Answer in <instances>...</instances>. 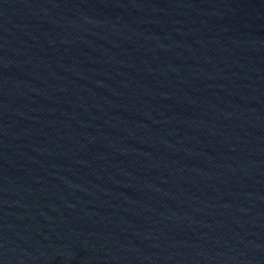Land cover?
I'll return each mask as SVG.
<instances>
[{
	"label": "water",
	"instance_id": "1",
	"mask_svg": "<svg viewBox=\"0 0 264 264\" xmlns=\"http://www.w3.org/2000/svg\"><path fill=\"white\" fill-rule=\"evenodd\" d=\"M0 264H264V0H0Z\"/></svg>",
	"mask_w": 264,
	"mask_h": 264
}]
</instances>
